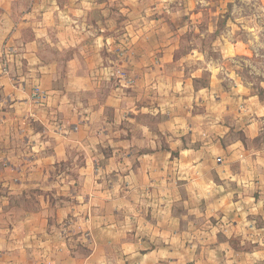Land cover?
I'll use <instances>...</instances> for the list:
<instances>
[{
  "label": "crops",
  "instance_id": "obj_1",
  "mask_svg": "<svg viewBox=\"0 0 264 264\" xmlns=\"http://www.w3.org/2000/svg\"><path fill=\"white\" fill-rule=\"evenodd\" d=\"M21 1L0 0V163L7 161L0 184L8 202L37 190V204L9 212L15 222L4 234L0 227V264H263L255 235L264 233V148L246 145L260 136L256 101L244 99L245 111L238 102L202 100L187 133L188 114L163 113L190 92L178 98L174 81L161 91L165 73L140 61L136 87L113 81L105 34L74 31L68 22L87 19L68 5L32 0L19 14ZM93 1L79 0L77 11L87 18ZM35 85L47 94L41 106L31 99ZM138 115L156 118V128ZM25 120L37 129L22 131ZM11 170L18 173L9 179ZM211 216L227 228L213 242L195 240L208 229L195 223ZM67 219L70 228H61ZM179 219L187 223L177 226Z\"/></svg>",
  "mask_w": 264,
  "mask_h": 264
},
{
  "label": "rangeland",
  "instance_id": "obj_2",
  "mask_svg": "<svg viewBox=\"0 0 264 264\" xmlns=\"http://www.w3.org/2000/svg\"><path fill=\"white\" fill-rule=\"evenodd\" d=\"M30 1L32 0L20 2L19 14ZM55 1V5H68L73 10L70 13H76L77 18L87 19L84 22H68L73 25L74 31L84 32L87 26H91L96 34L102 32L109 39L104 48L109 55L107 67L113 81L122 82L128 88L136 87L139 78L133 67L140 61L148 69L157 66L165 73L162 75L165 78L161 80V91L171 90L168 86L174 81L177 83L175 87L176 92H179L178 98H183L181 92H190L188 102L181 101L179 105L165 109L163 113L167 118L188 114L182 117L187 133L191 131L189 114L194 108L202 106L198 105L202 100H225L233 101L234 104L238 102L239 110L245 111L248 108L244 99L255 100L256 104L251 105L254 109L260 108L259 114L254 113L260 136L246 142V145L252 150L264 148V0H94L93 9L87 18L86 14L77 11L79 0ZM50 52L51 55L54 53ZM7 60L4 59V63ZM31 99L38 106L47 102L39 104L32 96ZM136 119L138 123L147 122L156 128V118L149 121L146 115H138ZM134 125L137 126L136 123ZM28 129L37 128L25 120L22 131ZM55 129L59 133L64 132L60 125ZM74 130L78 128L75 127ZM158 133L164 146L166 138L162 132ZM1 144L0 151L3 152L5 140ZM102 151L106 153L104 149ZM127 152L124 158L131 157ZM172 154L174 161L179 162V151ZM75 155L74 161L81 164L83 156L80 152ZM90 159L94 173L98 175L101 160L97 155ZM1 167L6 168L7 161L1 159L0 163V178H4L7 174ZM9 172V179L18 173L13 170ZM51 178H54V172ZM35 191L37 190L30 191L27 199L20 195L21 198L8 202V187L0 184V196L6 197L2 202L0 199L2 234L15 222V219L8 217L10 211L15 209L17 216L20 215L19 212L36 208ZM262 201L261 207H264V200ZM183 211L182 206L178 208L180 215H183ZM68 221L67 219L61 228L69 229L72 222ZM187 221L194 223L195 220L188 218ZM187 221L179 219L177 226H184ZM255 224L259 226L263 223L256 219ZM195 225L208 227L207 231L202 230V233L192 235L197 237L195 240L202 239L205 242H213L219 232L227 228L220 219L212 216L207 220L198 219ZM255 238L257 242H264V233H257Z\"/></svg>",
  "mask_w": 264,
  "mask_h": 264
},
{
  "label": "built area",
  "instance_id": "obj_3",
  "mask_svg": "<svg viewBox=\"0 0 264 264\" xmlns=\"http://www.w3.org/2000/svg\"><path fill=\"white\" fill-rule=\"evenodd\" d=\"M6 49H7L8 54H10V55L18 53L17 48L14 47V46H9ZM5 63H7V62H5ZM4 73L5 74H9V70L7 68H4ZM118 73L120 75V70H118ZM32 97H33V100L35 102L39 103V104L44 103V102L47 101V94L39 85H35L33 87V89H32Z\"/></svg>",
  "mask_w": 264,
  "mask_h": 264
}]
</instances>
